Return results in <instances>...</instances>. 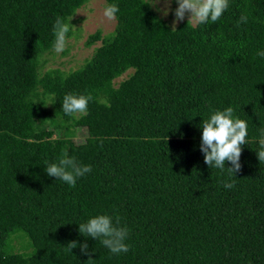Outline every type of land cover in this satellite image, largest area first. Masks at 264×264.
<instances>
[{"label":"trees","instance_id":"16d2710c","mask_svg":"<svg viewBox=\"0 0 264 264\" xmlns=\"http://www.w3.org/2000/svg\"><path fill=\"white\" fill-rule=\"evenodd\" d=\"M86 1L0 0V264H87L71 241L93 264H264V0L174 31L145 0H102L113 30L86 37L99 45L76 70L42 71L56 17ZM70 93L91 94L86 114L63 113ZM227 107L248 124L232 189L200 151L202 120ZM65 149L92 166L75 187L45 172ZM101 214L129 229L128 252L79 233Z\"/></svg>","mask_w":264,"mask_h":264},{"label":"clouds","instance_id":"9594fccd","mask_svg":"<svg viewBox=\"0 0 264 264\" xmlns=\"http://www.w3.org/2000/svg\"><path fill=\"white\" fill-rule=\"evenodd\" d=\"M178 7L174 11V20L171 25L172 31L176 30V25L185 19L186 14H190L189 22L196 24L216 23L229 8V0H175ZM159 3L155 0L154 5ZM164 8L158 9L166 16L172 9V0H163ZM119 7L116 4H108L103 10V16L108 21H114ZM65 21L63 17L57 16L53 24V35L55 37L53 48L57 53L65 50L68 41V33L72 30L70 20ZM240 22L247 23L248 17L241 15ZM258 56L264 58V50L258 51ZM92 100L91 94H66L63 97L62 111L67 116L86 114L88 104ZM202 137L200 151L203 154L204 162L209 168L227 170L230 179L224 181L223 187L232 189L235 186V174L241 171L240 157L242 146L247 144L248 124L247 121L237 118L232 107L223 110H214L207 119H203L200 125ZM260 139L258 141L257 158L264 163V127L259 129ZM226 162H230L231 167L226 168ZM45 172L49 177L63 181L71 187L76 186L78 178H82L92 171L91 165L80 164L74 156L69 155L67 149L63 150L57 162H45ZM79 233L84 237L99 240L111 254L120 255L130 250V245L126 243L129 236V229L122 226L120 217L110 215H97L87 222L78 224ZM80 247L81 253L89 255L87 264H93V259L88 252V244H77L71 241L65 250L72 252V249Z\"/></svg>","mask_w":264,"mask_h":264},{"label":"rangeland","instance_id":"374dc122","mask_svg":"<svg viewBox=\"0 0 264 264\" xmlns=\"http://www.w3.org/2000/svg\"><path fill=\"white\" fill-rule=\"evenodd\" d=\"M145 1L149 4L151 10L156 16L163 21L165 25L172 28L171 25L175 18L174 11L176 7H178L175 0L171 3L172 10L166 16L161 10H158L164 8L162 0H159V3L155 4V6H153L155 0ZM103 10L104 2L102 0H87L86 3L78 8L69 22L73 28L68 33V41L65 50L61 53H57L53 48L51 52L45 54L43 56L45 64L41 70L43 71L48 68L59 69L63 73H67L79 68L84 60L91 55L93 49L99 45V43H96L91 47H85L84 41L86 40V37L96 30L101 31L102 35L110 33L113 30L114 21H108L103 16ZM189 15L190 14H186L185 19L178 24L188 22ZM189 24L194 25L195 22H189ZM124 76L125 74L114 82H119ZM84 137V129H77L73 141L80 143L83 141Z\"/></svg>","mask_w":264,"mask_h":264}]
</instances>
